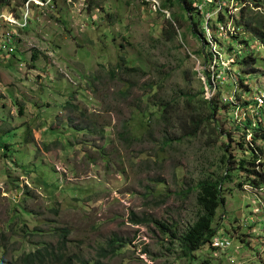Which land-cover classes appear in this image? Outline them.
I'll return each mask as SVG.
<instances>
[{"label": "rangeland", "instance_id": "374dc122", "mask_svg": "<svg viewBox=\"0 0 264 264\" xmlns=\"http://www.w3.org/2000/svg\"><path fill=\"white\" fill-rule=\"evenodd\" d=\"M10 1L0 13L22 18L28 0ZM211 1L31 4L23 38L39 49L0 67V264L250 257L236 219L249 221L257 202L239 186L241 159L264 157V0ZM212 181L225 203L211 228L233 260L182 250L200 183ZM46 247L52 255L21 259Z\"/></svg>", "mask_w": 264, "mask_h": 264}, {"label": "built area", "instance_id": "2783aa9c", "mask_svg": "<svg viewBox=\"0 0 264 264\" xmlns=\"http://www.w3.org/2000/svg\"><path fill=\"white\" fill-rule=\"evenodd\" d=\"M52 2L53 0H48L46 2L41 0L26 1L23 4L25 13H21L22 18L19 17L16 9L13 10L14 12L8 11L7 13H0V67L2 65L4 67V65L9 62H20L19 66H22L21 60L18 58V55H20L19 52L27 54L28 52L30 53V50L32 49H39L38 43L23 38V33L26 32L25 29L29 25L30 7L31 4L37 7L44 5L48 6L52 5ZM47 54L50 57V60L47 63V67H49L54 64V60L52 59L54 55L51 52H48ZM257 97L259 104H262L264 102V95H258ZM255 153L260 156L257 151H255ZM243 186L257 199V202L253 206L255 216L251 217L249 221L245 219V222L243 221V218L241 223H239V219L237 218L236 221L238 222L239 231L236 233L239 234L242 229H245L246 233L243 234V238L245 240L249 238L250 245H248L254 249L251 251L252 254L250 257L246 258L245 256H240L238 264H264V184L255 187L252 184L246 183ZM234 233L235 231L233 234ZM240 234L239 238L241 240L242 236ZM241 246L242 244L239 245L238 248ZM229 247H231V242L228 239L225 242H220L217 237L213 239L209 246V248L212 249L210 250L213 253L215 252V256L217 255L216 257L224 254L233 260L234 257L232 254L222 250V248ZM255 259L259 260L258 263H255ZM149 264H152V262Z\"/></svg>", "mask_w": 264, "mask_h": 264}, {"label": "trees", "instance_id": "16d2710c", "mask_svg": "<svg viewBox=\"0 0 264 264\" xmlns=\"http://www.w3.org/2000/svg\"><path fill=\"white\" fill-rule=\"evenodd\" d=\"M183 1L184 0H180V2H183ZM211 2L214 4V0H212ZM190 3L192 4V2ZM10 4H11V1L9 0L8 5ZM219 21L223 22L221 19H219ZM169 25L173 26L171 22H169ZM206 28H208V25H206ZM205 30L206 29H204V31ZM204 53H205L204 51H201V54H204ZM207 55H209L211 59H213L215 56V54L212 53L211 50L207 53ZM217 60L219 61L218 57H217ZM241 61L244 64L245 68L252 69L257 63V58L252 55H246L243 57V59H241ZM215 66H217V63L215 64ZM133 70H136V69H133ZM204 73L206 74V77H207V85H209L210 88L213 89L214 85L211 80L210 72L205 71ZM163 116H164V113H163ZM194 122H197V121H194ZM247 160L248 159H241V162H240L241 170H245L248 174L244 178L245 182L240 183L239 186L242 187V185L249 183L255 187H258L261 184H264V157H262L261 155L259 156L253 150V159L249 161ZM245 166H248V167H245ZM229 173L230 172H228V169H227L225 176L223 178L224 180L231 177V173L230 174ZM222 184H223L222 181H217V182L212 181V182L200 183L201 191L198 196V205L200 208V213L195 223L188 228L187 232L181 238L182 250L186 256L194 257L193 254L196 253V251L206 246L209 247L210 244L212 243L213 238L218 230V229L211 228L213 221L216 217V211L218 208H220L225 203V198L224 196H222ZM157 225L162 226L160 223H157ZM110 244L113 245V243H110ZM44 250L47 252L46 253L47 255H52L51 252H49L48 247H46V249L42 248L34 252H30L27 255L21 257V259L25 261H29L31 256L37 257ZM112 250L113 248L111 250L103 249L98 254L100 257H107L109 252H111ZM63 264H91V262L87 259H80L79 263H74L72 259H69V260H66ZM95 264H104V263L100 259H97L95 261ZM195 264H213V263L211 262V259L204 258L202 261L195 263Z\"/></svg>", "mask_w": 264, "mask_h": 264}]
</instances>
